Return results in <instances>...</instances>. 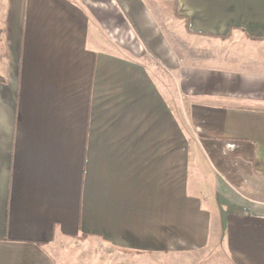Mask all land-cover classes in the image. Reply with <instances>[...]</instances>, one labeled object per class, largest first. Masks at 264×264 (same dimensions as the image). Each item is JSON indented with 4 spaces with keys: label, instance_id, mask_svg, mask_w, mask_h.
<instances>
[{
    "label": "crops",
    "instance_id": "obj_1",
    "mask_svg": "<svg viewBox=\"0 0 264 264\" xmlns=\"http://www.w3.org/2000/svg\"><path fill=\"white\" fill-rule=\"evenodd\" d=\"M115 2L153 71L74 0H0V264H264V201L195 145L264 181V0H177L180 43Z\"/></svg>",
    "mask_w": 264,
    "mask_h": 264
},
{
    "label": "rangeland",
    "instance_id": "obj_2",
    "mask_svg": "<svg viewBox=\"0 0 264 264\" xmlns=\"http://www.w3.org/2000/svg\"><path fill=\"white\" fill-rule=\"evenodd\" d=\"M83 5L87 11H91L97 17V20L92 21L100 23L104 38L111 41L110 43L121 45L124 53L127 50H132L142 55V64L152 68L150 58L144 55V47L138 41L136 35L128 28L127 22L120 12L115 0H74ZM145 6L150 11L155 19L156 24L163 33H166L173 40L184 41L185 34L183 32V21L177 19L174 14L176 8L174 7L175 0H143ZM89 11V12H90ZM177 13V12H176ZM178 15V14H177ZM182 21V22H181ZM126 49V50H125ZM158 71H161L158 69ZM163 71V70H162ZM158 77L159 74L157 75ZM164 77L162 76V81ZM175 80V78L173 79ZM174 91V113L180 119L183 115L186 117L185 103L176 97L175 81L173 82ZM182 102V104H180ZM197 149L211 152V160L216 165L220 175L231 182L238 195L241 197L264 201V181H254L246 166L247 151L239 150L234 152V147L231 145L208 144L200 141V144L195 143ZM192 148V145H191ZM71 252L67 255L71 264H104V255L98 254H83L70 248ZM223 256V248L212 252L210 261H217Z\"/></svg>",
    "mask_w": 264,
    "mask_h": 264
},
{
    "label": "trees",
    "instance_id": "obj_3",
    "mask_svg": "<svg viewBox=\"0 0 264 264\" xmlns=\"http://www.w3.org/2000/svg\"><path fill=\"white\" fill-rule=\"evenodd\" d=\"M174 2H175V3H174V7L176 8V2H177V0H175ZM174 16H175L177 19H180V20L182 19L179 15H177L176 12H175ZM186 27H187V25H186ZM187 29H188V28H187ZM188 32L191 33L189 30H188Z\"/></svg>",
    "mask_w": 264,
    "mask_h": 264
}]
</instances>
